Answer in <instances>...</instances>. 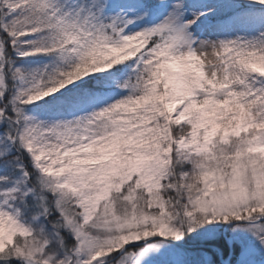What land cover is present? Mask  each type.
<instances>
[{
    "label": "snow or ice",
    "instance_id": "6c2138e0",
    "mask_svg": "<svg viewBox=\"0 0 264 264\" xmlns=\"http://www.w3.org/2000/svg\"><path fill=\"white\" fill-rule=\"evenodd\" d=\"M0 264H264V0H0Z\"/></svg>",
    "mask_w": 264,
    "mask_h": 264
}]
</instances>
